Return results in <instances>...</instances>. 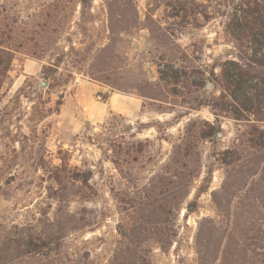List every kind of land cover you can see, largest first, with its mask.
Wrapping results in <instances>:
<instances>
[{
	"label": "rangeland",
	"instance_id": "rangeland-1",
	"mask_svg": "<svg viewBox=\"0 0 264 264\" xmlns=\"http://www.w3.org/2000/svg\"><path fill=\"white\" fill-rule=\"evenodd\" d=\"M253 1L70 0L72 30L88 22L84 48L107 49L81 72L68 57L57 68L50 56L12 61L0 99L1 256L33 226L51 238L45 264H264V48L228 24ZM238 71L250 89H235ZM88 82L138 97L139 115L87 121L71 95ZM255 92L261 108L244 110Z\"/></svg>",
	"mask_w": 264,
	"mask_h": 264
},
{
	"label": "trees",
	"instance_id": "trees-1",
	"mask_svg": "<svg viewBox=\"0 0 264 264\" xmlns=\"http://www.w3.org/2000/svg\"><path fill=\"white\" fill-rule=\"evenodd\" d=\"M70 0H0V99L5 91L11 85V78L9 75L12 61L17 55H25L32 58L42 60L44 57L50 56L53 62H47L49 65L57 68L63 61V58H71L72 66L76 72H81L84 67V62L89 55L95 56L107 49L106 43H99V45L92 49V47H85L84 38L90 37V31L87 28L88 22H74V29L71 22L64 18L69 6ZM88 2H80V13L85 10H90L91 6ZM254 5H247L234 9L231 13L228 24L236 28H245L247 34L250 33V40L264 48V0H254ZM109 11V6H108ZM107 11V12H108ZM109 14V12L107 13ZM86 33H80L77 27L83 26ZM104 39H108L109 24L107 18V25L102 26ZM84 35V36H83ZM101 40V41H103ZM78 45V46H77ZM257 47V48H258ZM260 48V47H259ZM67 49V51H66ZM85 52V55L80 53ZM264 59V52H262ZM261 61L258 60V63ZM45 68V65H43ZM65 70L73 74V70L65 68ZM235 80H230L234 83L236 90L250 89L251 86L247 81L251 79L250 76L242 75L236 72ZM4 86L5 89H4ZM20 94V89L15 93V97ZM245 96L244 110L256 111L261 108L258 104L261 101L255 99L256 92L253 97L250 94H243ZM61 104V102H57ZM56 108L55 111H57ZM52 112L48 109L45 112ZM209 133L212 132V126H209ZM85 177L84 183H87L88 173L83 175ZM70 179H75L74 173L70 174ZM166 234V232L162 233ZM15 238L12 237L13 250L9 254V258L2 254L5 249V243L0 242V264H45V252L48 250L50 237L41 230L31 228H20L15 232ZM161 242V241H160ZM163 243V242H161ZM164 249V245H160ZM140 264H151L149 258L141 259Z\"/></svg>",
	"mask_w": 264,
	"mask_h": 264
},
{
	"label": "crops",
	"instance_id": "crops-1",
	"mask_svg": "<svg viewBox=\"0 0 264 264\" xmlns=\"http://www.w3.org/2000/svg\"><path fill=\"white\" fill-rule=\"evenodd\" d=\"M93 93H101L102 100H92ZM72 103L82 109V116L91 123L101 122L108 113H119L128 118H135L140 113V99L132 94L116 93L107 86L88 82L76 87Z\"/></svg>",
	"mask_w": 264,
	"mask_h": 264
},
{
	"label": "water",
	"instance_id": "water-1",
	"mask_svg": "<svg viewBox=\"0 0 264 264\" xmlns=\"http://www.w3.org/2000/svg\"><path fill=\"white\" fill-rule=\"evenodd\" d=\"M45 85V81H42L40 84H39V88H43ZM222 133L221 132H216V136H220ZM191 207V206H190Z\"/></svg>",
	"mask_w": 264,
	"mask_h": 264
},
{
	"label": "built area",
	"instance_id": "built-area-1",
	"mask_svg": "<svg viewBox=\"0 0 264 264\" xmlns=\"http://www.w3.org/2000/svg\"><path fill=\"white\" fill-rule=\"evenodd\" d=\"M97 98L100 99V100H102L101 94H98L97 95Z\"/></svg>",
	"mask_w": 264,
	"mask_h": 264
}]
</instances>
